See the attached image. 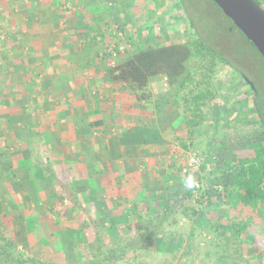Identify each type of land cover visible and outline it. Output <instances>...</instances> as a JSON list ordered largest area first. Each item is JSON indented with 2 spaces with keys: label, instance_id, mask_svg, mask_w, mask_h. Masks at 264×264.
<instances>
[{
  "label": "crops",
  "instance_id": "crops-1",
  "mask_svg": "<svg viewBox=\"0 0 264 264\" xmlns=\"http://www.w3.org/2000/svg\"><path fill=\"white\" fill-rule=\"evenodd\" d=\"M172 5L171 0H0L1 234L12 228L23 239L42 233L40 241L45 234L52 237L48 241L63 240L60 224L48 231L44 222L56 216L49 210L54 205L45 203L64 201L63 187L102 206L93 219L114 218L110 208L117 210L127 195L133 202L141 196L142 161L170 154L182 124L172 101L157 114L154 90L153 97L136 100L110 79L109 70L134 54L122 53L123 46L136 43L127 28L143 27L141 40L152 42L156 21L150 12L168 11L164 19L170 23ZM76 199L69 202H81ZM68 211L81 212L75 206ZM21 212L37 218L38 232L12 218ZM74 231L70 240L78 250ZM53 245L57 253L66 249L63 242Z\"/></svg>",
  "mask_w": 264,
  "mask_h": 264
},
{
  "label": "rangeland",
  "instance_id": "rangeland-1",
  "mask_svg": "<svg viewBox=\"0 0 264 264\" xmlns=\"http://www.w3.org/2000/svg\"><path fill=\"white\" fill-rule=\"evenodd\" d=\"M186 1L171 0L173 5L170 11L172 14L170 23H166V19H164L169 14L168 11L156 12L155 14L150 12V16L153 15L156 21L155 28L150 27L152 28L150 33L153 32L154 35L152 42L141 40L142 37L140 35L144 32L143 27L137 29L136 26L134 28L129 26L127 28L129 39L133 37L132 39H135L134 42L136 41V43L132 47L129 44L123 46L122 53H135L160 45L191 42L197 38L196 35H200L201 40L204 39L207 44L211 42L218 52L220 51L223 55L228 56L237 64L245 65V69L243 67L241 69L235 68L226 63L225 60H223L224 63L221 62L218 58H215L212 62L208 53L207 59H192L189 65L200 66L198 72H195L194 83L187 84L184 90L179 91L178 95L172 97V103L175 110L177 109L176 113L179 116L182 128L172 137L170 154H157L160 156L154 157L153 160L151 159V163L147 162L145 164L142 161L141 165L143 168L142 171H139L140 178L143 180L141 196L139 198L136 197V201L133 202L129 200L127 195L125 201L117 203L119 206H117V210L110 208L111 212L115 213V217L108 219H105V216L93 219L91 216L95 215L97 217L102 206L98 205V203H87L85 194H83L85 197L78 196L81 202L75 206L81 210L80 213L73 214L72 211H68L70 213L67 212L64 216L56 215L51 220L49 218L44 219L48 231H51V227L55 228L60 224V227L64 230L63 240L56 238L52 241V237L49 235L51 239L45 243L40 241L42 233L37 234L38 236L30 234L23 239L19 234H15L14 229L13 231L12 228L9 230L5 227L6 231L3 234L0 233V264H82L95 248L94 233L91 228L92 222L104 235L116 238L119 235L129 234L133 232L135 227L134 214L136 212L145 215L151 214L152 216L163 213L165 208H167V203L171 205L182 196L185 174L201 169V164L208 152L207 144L210 139L213 138L215 142L212 149V163L215 164L216 168L220 169L232 157L233 152H242L241 148L244 147V144L253 145L261 138L259 122L254 118L252 112L253 99L252 93L251 95L249 94L251 92L250 83L244 77L250 78L252 75L253 78L257 79L260 70L264 71L262 59H259L257 55L255 56L254 52L256 53V51L251 44L248 43L237 26L213 0H188V9L185 7ZM261 1L264 3V0ZM163 6L165 10L170 7L168 5ZM175 6L178 7V11ZM126 18L128 22L132 23L131 16ZM146 23L149 24V22ZM2 35L0 32V38H2ZM125 38L128 39L127 36ZM137 38L140 41H137ZM235 40L247 46V53H241L242 51L240 50L241 55L238 49H231L230 46L224 49L226 45L235 43ZM221 42L224 44L222 45ZM251 54L254 60L249 57ZM117 56L118 58L120 57L118 54ZM156 82V86L159 89L162 83L161 77L152 82L151 88ZM200 91H208V98L200 101L199 109H196L194 108L192 96ZM155 94H158V92ZM247 95L248 102L238 105V109L251 113L250 117L247 118L248 123L243 126L238 122V126L235 125V127L233 119H229L226 127L221 123L218 131L215 132L212 121L221 114H226L225 110L229 106L237 103ZM184 98L188 99L183 100ZM193 110L207 117V119L204 123L191 129L187 125V119L191 118ZM193 157L196 159L195 162L191 161ZM222 175L223 171L216 172L213 175L202 173L201 176L204 179L202 182L197 181L196 186L201 189L211 188L219 179L218 183L220 184L221 178L226 177ZM140 178L139 180L141 181ZM90 185L93 186L94 183L91 181ZM69 190V188L65 187L66 194ZM53 191L57 192V189L53 187ZM200 192L196 193L197 197L203 195ZM136 193L138 194L139 191ZM61 194L63 193L61 192ZM144 197L154 199L155 202L151 206L141 205L137 208L135 203ZM76 198L71 196V200L77 201ZM56 199L53 202L45 203V205L52 204L57 206ZM231 199H233V195L229 191L226 201L223 199L222 202H227V200ZM204 200L207 203L209 202L205 197ZM110 206H113V204H110ZM15 213L11 214V216L16 222L22 221L24 224L26 223L31 231L33 229L37 232L39 231L36 217L30 216L26 218L24 217L25 212H21L20 216ZM69 214L72 215L70 216ZM175 214L176 218H171L166 224V229L158 240L160 242L158 247L129 251L125 258L118 261L117 264H249L246 259L247 256H251L252 260H255L257 253L261 250V247L250 236L252 240L250 243L248 241L246 246L243 247L240 256L234 253V242L232 240L227 239V237L221 238L216 232H209L200 227L194 228V222L185 216L183 208H179ZM0 226L2 229L1 224ZM1 229L0 231H2ZM70 229L76 232L74 235L75 242L81 244L78 250H74L71 244ZM49 236L45 234L44 238ZM35 241L38 244H35ZM62 242L66 244V249L59 250L57 253L55 248H53V244L58 245ZM43 247L44 249H42Z\"/></svg>",
  "mask_w": 264,
  "mask_h": 264
},
{
  "label": "trees",
  "instance_id": "trees-1",
  "mask_svg": "<svg viewBox=\"0 0 264 264\" xmlns=\"http://www.w3.org/2000/svg\"><path fill=\"white\" fill-rule=\"evenodd\" d=\"M256 1L264 6L261 0ZM187 3L189 4L188 0L185 2L186 8L188 7ZM239 31L256 51V53L254 52L255 56L257 55L264 63V58L254 43L240 29ZM196 37L191 42L160 45L125 56L121 60H117L109 70L110 79L120 82L121 86L129 90L136 100L153 97V90L155 93L158 92L155 94L157 95L155 110L157 114H161L171 103L172 97L184 90L187 84L194 83L195 72H198L200 66L189 65L192 59L204 60L209 55L212 62L218 58L221 62L225 60L226 63L235 68L241 69L243 67L245 69V65L237 64L228 56L218 52L211 42L207 44L204 39L201 40L200 35H196ZM221 44L224 43L221 42ZM229 46L231 49H238L239 53L240 50L241 53H247V46L237 42V40L232 45H226L224 49ZM228 53L230 54V52ZM249 57L254 60L252 54ZM160 77L162 83L159 89L156 86L157 82L151 88L152 82ZM244 79L250 83L251 92L249 94L252 93L253 99L252 112L254 118L259 122L261 138L253 145L244 144V147L241 148L242 152H233L232 157L224 163L223 168H220L221 170L212 163V149L215 142L213 138L210 139L207 144L208 152L201 164V169L185 174L182 196L171 205L167 203V208L163 213L152 216L151 214L145 215L136 212L134 214L135 227L133 232L129 234L119 235L116 238L104 235L92 222L91 228L94 233L95 248L82 264H117L118 261L125 258L129 251L158 247L160 243L158 240L166 229V224L171 218H176L175 213L179 208H183L185 216L194 222V228L200 227L209 232H216L221 238L227 237V239L232 240L234 253L240 256L243 247L248 241L250 243L253 238L261 250L257 253L255 260H252L251 256H247L246 259L249 264H264V71L260 70L257 79L253 78L252 75L250 78L246 76ZM208 93V91H200L193 94L194 108L199 109L200 101L208 98ZM187 99L184 98L183 100ZM248 100L247 95L229 106L225 110L226 114L216 117L212 121L215 132L218 131L221 123L226 127L229 119H233L234 126H238V122L245 126L251 113L238 109V105H242ZM187 109L189 110V108ZM192 113L191 118L187 119V125L191 129L204 123L207 119L195 110ZM99 123H101L100 120L96 122V124ZM219 171H223L222 176H226L221 178L220 184L218 183L219 179L211 188H197L196 182H202L204 179L201 176L202 173L213 175ZM201 190L202 192H200ZM63 191L65 192V187ZM229 191L232 192L233 199L224 202ZM70 192L71 194H69ZM198 192L203 195L197 197L196 193ZM71 196L78 197V194L69 190L64 197L65 202L60 201L57 206H50V212H54L58 216L67 214L71 206L77 205L69 202ZM204 197L209 200L208 203ZM223 199L225 200L222 202ZM153 202H155L154 199L144 197L135 205L137 208L141 205L151 206ZM43 241L48 242L46 238H43ZM163 249L165 250V248Z\"/></svg>",
  "mask_w": 264,
  "mask_h": 264
},
{
  "label": "water",
  "instance_id": "water-1",
  "mask_svg": "<svg viewBox=\"0 0 264 264\" xmlns=\"http://www.w3.org/2000/svg\"><path fill=\"white\" fill-rule=\"evenodd\" d=\"M264 58V8L256 0H213Z\"/></svg>",
  "mask_w": 264,
  "mask_h": 264
},
{
  "label": "built area",
  "instance_id": "built-area-1",
  "mask_svg": "<svg viewBox=\"0 0 264 264\" xmlns=\"http://www.w3.org/2000/svg\"><path fill=\"white\" fill-rule=\"evenodd\" d=\"M191 161L195 162V161H196V159L193 157V158L191 159Z\"/></svg>",
  "mask_w": 264,
  "mask_h": 264
}]
</instances>
